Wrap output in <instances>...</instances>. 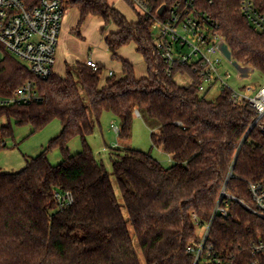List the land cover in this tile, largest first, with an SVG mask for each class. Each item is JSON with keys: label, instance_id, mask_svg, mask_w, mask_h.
<instances>
[{"label": "trees", "instance_id": "obj_1", "mask_svg": "<svg viewBox=\"0 0 264 264\" xmlns=\"http://www.w3.org/2000/svg\"><path fill=\"white\" fill-rule=\"evenodd\" d=\"M41 1L25 3L33 9ZM69 1L79 12L78 33L89 17L102 20L103 33L109 25L118 29L105 43L124 77H111L101 86L105 68L94 72L77 62L67 65L65 77L41 80L0 47V96H11L29 81L42 96L0 109V121L7 123L0 127V141L13 137L12 121L31 126L32 134L54 121L62 126L25 169L0 172V264H142L137 248L145 264H193L188 249L200 241L194 216L209 223L224 190L222 205L229 197L237 201H231L227 219L216 217L207 246L238 257L239 264L252 261L264 222L241 202L251 205L249 183L264 181V134L252 128L255 112L246 104L234 106L227 90L209 101L195 85L179 86L176 74L167 75L144 19L129 22L108 0ZM254 2L264 13V0ZM239 7V0H214L206 10L226 39L227 57L264 77V35L252 30ZM130 44L146 63L145 78H137L133 65L118 55ZM104 113L120 120L118 136L125 142L136 113L155 122L153 145L174 161L165 168L151 153L112 152L123 205L107 167L88 143ZM76 137L83 150L72 156L69 144ZM55 148L63 155L58 166L48 159ZM59 191L72 193L74 203L60 208Z\"/></svg>", "mask_w": 264, "mask_h": 264}, {"label": "built area", "instance_id": "obj_2", "mask_svg": "<svg viewBox=\"0 0 264 264\" xmlns=\"http://www.w3.org/2000/svg\"><path fill=\"white\" fill-rule=\"evenodd\" d=\"M125 2L135 10L138 19L149 23L155 47L169 77L175 74L189 77L191 85H195L198 93L204 96L218 89L221 92L229 91V100L234 106L246 104L255 112L252 128L264 134V81L258 87L249 83L239 88L233 86L229 68H235L239 72V79L246 78L247 81L255 72L236 66L227 57L226 39L220 34L219 24L206 10L214 0ZM63 3L62 0H42L38 7L29 9L25 0H0V47L41 80H47L55 74L57 47L65 15ZM239 5L240 13L252 30L264 35V13L256 7L254 0H239ZM85 64L94 72L100 69V64L93 59L87 60ZM177 69H180L179 72ZM109 76L113 77L114 74L110 72ZM41 98L36 83L29 81L11 96H0V109L39 101ZM112 129L119 135L120 127L112 125ZM248 188L252 204L241 203L264 222V181L250 182ZM225 196L224 190L209 223L201 224L194 216L196 227L203 232L200 241L188 249V254L194 257L193 264L240 263L238 257L215 252L213 246H207L214 220L217 216L227 219L231 201H237V198L229 197L222 205ZM55 199L60 208L74 203V196L70 192L59 191ZM250 253L252 261L241 264H264V236L253 243Z\"/></svg>", "mask_w": 264, "mask_h": 264}, {"label": "rangeland", "instance_id": "obj_3", "mask_svg": "<svg viewBox=\"0 0 264 264\" xmlns=\"http://www.w3.org/2000/svg\"><path fill=\"white\" fill-rule=\"evenodd\" d=\"M108 3L124 15L129 22L132 23L138 20L137 13L125 0H108ZM63 9L65 15L57 47L55 73L60 77H65L67 65L73 67L77 62H86L91 58L100 62L105 68L101 86L105 85L110 72L115 74L114 78L116 80L122 79L124 77L122 65L119 61L111 59V54L105 43V37L117 32L118 29L114 25H109L103 33L104 23L99 18L89 17L78 33L76 31L80 18L78 10L70 5L69 0H64ZM118 55L133 65L137 78L147 77L146 63L143 57L136 52L134 44L123 47ZM2 58L3 54L0 52V60ZM229 72L232 74V84L236 88L247 83L258 87L264 81V78L258 73H254L251 79L247 81L246 78L243 80L239 79V72L235 68H229ZM175 82L181 87H189L191 85L189 77L184 75H177ZM220 94L221 90L218 89L205 95V98L209 101H214ZM6 124L5 120L0 121V127ZM112 125L120 127V120L116 119L111 113H104L100 119V124L95 126L94 135L89 137L88 143L93 149L96 158L103 161L107 167L119 202L123 205L120 189L113 175V168L110 162V154L112 152L136 150L151 153L165 168L174 165V161L161 148L153 145L151 135L153 134L152 129L156 126L155 122H149L136 113L131 139L126 142L119 139L118 134L113 131ZM11 128L14 132L13 137L0 141V172L4 173H16L25 169L27 161L39 156L62 131L59 121H54L44 130L34 134H32L33 129L31 126L21 127L15 121H12ZM69 148L72 156L79 154L83 150L81 139L79 137L74 138L70 142ZM48 159L53 166L60 165L63 161L60 149L55 148L48 152ZM123 213L125 216L127 215L124 207ZM129 228L132 231L131 225ZM197 231L199 235H202L203 231L199 227H197ZM137 251L142 264H145L138 248Z\"/></svg>", "mask_w": 264, "mask_h": 264}, {"label": "crops", "instance_id": "obj_4", "mask_svg": "<svg viewBox=\"0 0 264 264\" xmlns=\"http://www.w3.org/2000/svg\"><path fill=\"white\" fill-rule=\"evenodd\" d=\"M102 21V20H101ZM91 59V58H90ZM94 61H96L95 59H93ZM97 63H99L100 64V62H98V61H96ZM83 63H85V62H83ZM101 65V64H100ZM102 66V65H101ZM111 73H113V72H111ZM56 74V73H55ZM59 76V75H58ZM113 77H115V74H114V76ZM109 78H111L110 76H108L107 77V79L106 80H108ZM162 149V148H161ZM163 150V149H162ZM170 159H172V156H170Z\"/></svg>", "mask_w": 264, "mask_h": 264}]
</instances>
